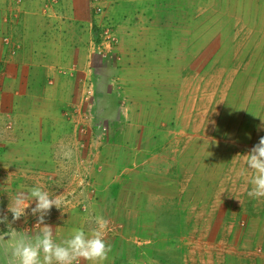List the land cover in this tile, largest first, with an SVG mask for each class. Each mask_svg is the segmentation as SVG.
I'll return each mask as SVG.
<instances>
[{
	"label": "crops",
	"instance_id": "crops-1",
	"mask_svg": "<svg viewBox=\"0 0 264 264\" xmlns=\"http://www.w3.org/2000/svg\"><path fill=\"white\" fill-rule=\"evenodd\" d=\"M252 135L264 136V0H0V183L64 194L44 219L57 243L100 215L102 264L219 261L218 247L236 263L240 246L251 264L264 210L216 209L246 150L235 138ZM204 214L216 229L192 241ZM33 222L11 226L32 235Z\"/></svg>",
	"mask_w": 264,
	"mask_h": 264
},
{
	"label": "clouds",
	"instance_id": "clouds-1",
	"mask_svg": "<svg viewBox=\"0 0 264 264\" xmlns=\"http://www.w3.org/2000/svg\"><path fill=\"white\" fill-rule=\"evenodd\" d=\"M59 153L63 159L72 158V150L67 145L62 146ZM241 156L243 167L237 175L249 177L251 188L247 195L253 199L264 198V136L248 154ZM32 201H35V206L31 207V214H38L36 226L39 228L35 234L29 235L25 231L18 232L11 225L27 215L26 209ZM53 206L62 209L63 213L67 206L63 193L50 195L39 183L27 191H17L7 208L12 220H8L7 214L0 215V223L7 224L9 228L8 232L0 234V250L7 256V264H79L81 261L102 264L111 251V245L105 240L108 220L100 215L91 217L89 223L95 227L90 228L87 234L82 228L73 229L69 238L57 243L52 227L44 223Z\"/></svg>",
	"mask_w": 264,
	"mask_h": 264
},
{
	"label": "rangeland",
	"instance_id": "rangeland-1",
	"mask_svg": "<svg viewBox=\"0 0 264 264\" xmlns=\"http://www.w3.org/2000/svg\"><path fill=\"white\" fill-rule=\"evenodd\" d=\"M254 125L255 124L252 123L251 130L254 129ZM261 136H263V135H257V136L252 135V138L249 139L248 141L246 140V138H243V140H240L239 138H235V142L246 146V150L235 151V153L232 155L233 156V158H232L233 164L232 165L234 166V164H236V166L234 168L231 167L230 171L233 169L234 172L232 173V177L228 179V181H227L228 183H226V184L223 183L220 186V194H219V192H218V194L220 196H222V198L219 199V204H218V207L216 209L217 210L216 218H218L219 221H221V218L224 217L223 213L226 210V205H225L226 203H229L230 206L232 207V209L243 208L244 207L243 204H245V203H246V208H247V203H248V207H252L254 212H256V214H254V216H258V211L261 212L262 210H264L263 207H260L262 205L264 206V198L253 199L247 195V191L250 190V188H251V185L248 183L249 177L237 175V173L243 167V165H242V159L243 158L241 155L248 154L250 152L251 148L259 142V138ZM249 143H251V145H249ZM0 168H1V166H0ZM0 172H2V170H0ZM0 175H4V174L0 173ZM1 178H0V180H1ZM61 185H62V183H57V184H53L52 187L54 188V190H59V189H61V188H59V187H61ZM7 186L8 187H3V184L0 183V215L7 214L8 220L11 221L12 220V214L10 212H7L8 204L10 203L11 199L16 195L17 191H19L20 189L17 188V186L10 184V183ZM232 192H233V197H232ZM212 202H213L212 205L216 204L214 201H212ZM34 206H35V201H32L30 203V207L28 209H26L27 215L24 217H21V220L27 219L30 222H33V220H34L33 226H35V228H36V227H39V226H36L37 222H35V220L38 219V214H37V216H33L31 214V207H34ZM202 210H203L202 208L197 209L198 212H201ZM218 213H220L219 216H218ZM251 216H253V215H251ZM190 217H191V215H189V218ZM208 217H210L209 214L195 215L192 217L193 218L192 223L196 222L198 224V227H200V231L197 229L198 227H195L194 231L190 232V234H189L190 238L189 239H192V241H198L199 239L209 240L210 238H212V234H213L212 231L214 229H216L215 226H217L218 221H217L215 226H213V225L210 226L209 223L207 222L208 220H206ZM17 221H15V222H17ZM234 221L239 222V223L244 221V217L242 216L241 211H240V214H238V213L235 214ZM8 231H9L8 225L5 223H0V234H4ZM220 237H222L223 240L226 239V236L223 237L222 235H220ZM5 239H8V237L5 236ZM218 240H219V237H218ZM194 244L197 246V243H194ZM224 244H230V243L225 242L222 245H224ZM199 245L202 246V244H200V243H199ZM241 245H243V244L241 243ZM191 247L189 249H191ZM255 247H257V246H255ZM242 249H243L242 246H240L239 249H238V247L235 249V252H236L235 254L238 255V257H236V258L237 259L240 258V259H238V261L236 263H235V260L232 262V259H234V253H230V251L229 252L221 251L218 247L219 252H224L223 254L222 253L218 254V256H219L218 260L219 261H216V260L213 261V259L216 257H214V256L212 257L211 253H209L210 257L203 256V258L208 260V261H205V262L201 261L200 262V261H197L196 259H198L199 257L202 258V256L198 253L196 254V253L192 252V254L187 255L188 259L192 258L191 261L181 262V263L178 262V263H174V264H247L246 261L242 260V258L244 256H247V253H245L244 250H242ZM228 250H230V249H228ZM252 250H253L252 251L253 253L251 255L253 257L250 261L251 264H264V253L258 249H255V248H253ZM0 264H7V256L3 252V250H0Z\"/></svg>",
	"mask_w": 264,
	"mask_h": 264
},
{
	"label": "built area",
	"instance_id": "built-area-1",
	"mask_svg": "<svg viewBox=\"0 0 264 264\" xmlns=\"http://www.w3.org/2000/svg\"><path fill=\"white\" fill-rule=\"evenodd\" d=\"M110 30H106L105 35H106V40L112 42L113 44L116 43V38L115 36H112L109 33Z\"/></svg>",
	"mask_w": 264,
	"mask_h": 264
}]
</instances>
